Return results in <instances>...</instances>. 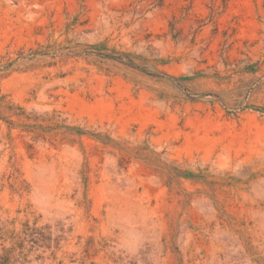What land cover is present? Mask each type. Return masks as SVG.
Listing matches in <instances>:
<instances>
[{
	"label": "rangeland",
	"instance_id": "1",
	"mask_svg": "<svg viewBox=\"0 0 264 264\" xmlns=\"http://www.w3.org/2000/svg\"><path fill=\"white\" fill-rule=\"evenodd\" d=\"M0 264H264V0H0Z\"/></svg>",
	"mask_w": 264,
	"mask_h": 264
}]
</instances>
